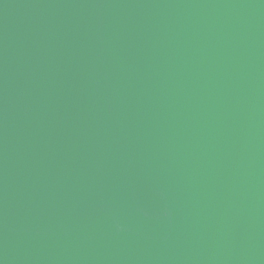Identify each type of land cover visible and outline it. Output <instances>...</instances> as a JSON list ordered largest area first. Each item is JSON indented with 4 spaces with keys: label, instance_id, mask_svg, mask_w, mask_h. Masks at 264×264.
<instances>
[{
    "label": "water",
    "instance_id": "1",
    "mask_svg": "<svg viewBox=\"0 0 264 264\" xmlns=\"http://www.w3.org/2000/svg\"><path fill=\"white\" fill-rule=\"evenodd\" d=\"M0 264H264V0H0Z\"/></svg>",
    "mask_w": 264,
    "mask_h": 264
}]
</instances>
